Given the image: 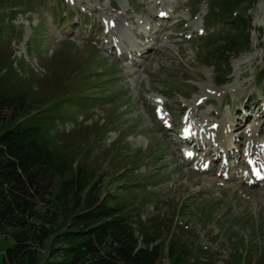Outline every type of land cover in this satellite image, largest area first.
<instances>
[{"label": "rangeland", "instance_id": "rangeland-1", "mask_svg": "<svg viewBox=\"0 0 264 264\" xmlns=\"http://www.w3.org/2000/svg\"><path fill=\"white\" fill-rule=\"evenodd\" d=\"M260 2L238 9L239 26L209 0H0V85L51 115L49 138L102 193L124 191L157 264L169 244L264 264V183L245 187L237 171L249 138L264 153ZM217 126L228 155L214 151ZM11 244L0 233V264Z\"/></svg>", "mask_w": 264, "mask_h": 264}, {"label": "trees", "instance_id": "trees-1", "mask_svg": "<svg viewBox=\"0 0 264 264\" xmlns=\"http://www.w3.org/2000/svg\"><path fill=\"white\" fill-rule=\"evenodd\" d=\"M256 1L209 0L239 26L244 20L231 12ZM29 100L0 85V233L12 240L3 264H157L161 248L146 233L139 241L124 191L102 193L90 167H73L49 138L51 115ZM166 253L167 264H232L204 254L186 259L184 245L169 244Z\"/></svg>", "mask_w": 264, "mask_h": 264}, {"label": "bare ground", "instance_id": "bare-ground-1", "mask_svg": "<svg viewBox=\"0 0 264 264\" xmlns=\"http://www.w3.org/2000/svg\"><path fill=\"white\" fill-rule=\"evenodd\" d=\"M260 3H263V0H261ZM118 28L122 30V32H126L127 28L125 25H118ZM220 128V131L216 136L218 137L217 140L218 142L216 144L221 145L222 148H224L226 153H229L231 151V140H230V135L228 134L226 128L224 126H217ZM227 139V140H225ZM231 142V143H230ZM250 144L251 146L248 147L246 154L244 155V159L246 157H249L250 159L254 160V167L259 168L263 173H264V153L261 154V148H260V143L255 140V138L250 139ZM237 145V144H236ZM246 179H249L248 185L247 186H252L254 184V180L252 177H247ZM244 183V182H243ZM256 197L258 194L255 195ZM258 200H262V197H258Z\"/></svg>", "mask_w": 264, "mask_h": 264}]
</instances>
